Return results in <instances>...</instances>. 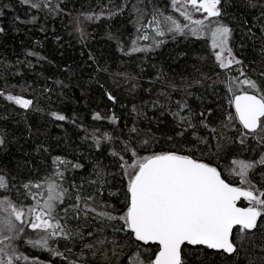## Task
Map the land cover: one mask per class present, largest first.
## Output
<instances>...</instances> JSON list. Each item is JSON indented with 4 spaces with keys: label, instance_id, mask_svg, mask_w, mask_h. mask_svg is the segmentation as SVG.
<instances>
[{
    "label": "trees",
    "instance_id": "trees-1",
    "mask_svg": "<svg viewBox=\"0 0 264 264\" xmlns=\"http://www.w3.org/2000/svg\"><path fill=\"white\" fill-rule=\"evenodd\" d=\"M220 9L216 19L231 29L229 46L240 61L225 68L207 36H194L189 28L169 31L166 17L189 24L172 0H0V176L8 185L0 198L27 211L43 203L54 181L66 190L57 206L61 223L84 236L33 246L28 241L43 233L14 221L23 229L11 240L20 255L49 264H129L137 252L153 258L157 246L135 241L118 219L84 214L85 204L116 217L126 211V143L140 156L190 155L214 165L225 179H239L231 174L233 160H249L255 163L250 179L264 189V164L258 163L263 139L242 136L238 120L226 126L229 114L235 116L233 94L252 92L233 81L247 77L264 87V0H222ZM153 17L163 36L150 24ZM8 95L32 104L24 109ZM182 104L187 107L180 112ZM178 112L196 125L183 136L177 134L186 126L177 127ZM77 196L78 219L72 207ZM233 239V254L187 246L182 258L185 264H264V217L247 233L234 229Z\"/></svg>",
    "mask_w": 264,
    "mask_h": 264
},
{
    "label": "snow or ice",
    "instance_id": "snow-or-ice-1",
    "mask_svg": "<svg viewBox=\"0 0 264 264\" xmlns=\"http://www.w3.org/2000/svg\"><path fill=\"white\" fill-rule=\"evenodd\" d=\"M23 2L29 3V0H23ZM172 2L175 6L181 3V0H172ZM221 2L222 0H183L184 5H190L194 11L206 14L202 20H192L190 13L186 10L180 11L184 19L197 27L181 26L170 16L165 18L164 23H170L169 31L183 32L184 28H189L192 35H199L201 28L205 27L204 20L222 15ZM32 6L38 7L36 4ZM151 23L157 25L156 34L163 36L164 32L159 30L161 21L153 17ZM208 30L211 32L212 47L220 49L215 53L220 67H229L233 62L239 64L240 61L235 60L234 57L225 63L222 55L227 50L231 57V49L228 48L231 29L217 25ZM132 51H141V49L133 47ZM240 75L243 76L244 73L241 71ZM233 83L246 86L247 89L252 90V93L244 91L241 94H233L230 103L235 108V116L229 114L227 117L229 124L226 126H231L233 120H238L242 129L245 130L241 133L242 136L264 134V87L258 86L255 81L247 77L233 81ZM229 91H232L231 84ZM6 98L24 109L32 104V101L18 96L8 95ZM109 99L113 98L110 96ZM186 107V104H182L180 112ZM53 115L56 119H65L62 115L55 113ZM175 115L179 117L177 127L186 125L177 133L178 135L183 136L189 129L196 127L191 122L190 115L182 116L179 112ZM94 118L100 119L99 115ZM201 124L205 128L209 127L203 120ZM211 131L215 132L216 129H211ZM193 137L199 139L201 143H207V138L198 137L195 132H193ZM240 142L243 143V140ZM147 143L149 141L145 140L144 144ZM125 151L131 153L128 160L121 156L123 161L121 168L128 177L126 211L123 215L116 217L109 212L97 211L85 204L84 214L87 216L88 212H94L102 219L109 221L118 219L124 225L123 230L131 233L135 241L157 246L153 258L145 260L142 254L137 252L130 257L129 264H185L182 253L187 246H204L207 249L233 254L237 251L233 239L234 229H238L241 234L247 233L258 227V218L264 217V191L256 189L248 179L249 172L255 167V163L242 160L232 161L234 167L231 174L239 177L241 185H249L248 188H243L227 182L216 167L190 155L169 151L140 156L127 143ZM113 155L117 153L113 152ZM258 163L264 164V157ZM7 187L5 178L0 176V190H7ZM34 187L39 188L40 185L37 184ZM64 191L66 190H60V185L54 181L49 182L43 203H38L28 208L27 211L18 208L7 196L0 198V213H4L0 215V233L5 231L12 233L17 229L14 221H19L27 223L33 231L43 233L40 239L28 241L33 246L47 248L48 241L56 238L73 240L74 236H78L83 240L82 233L77 231L74 234L67 223H61V220L65 218L57 215V206L64 201ZM241 198L248 201L247 207L237 206ZM79 200L80 197L77 196L78 203L72 206L77 210L75 217L77 219L80 210ZM65 212L67 213V210ZM26 216H30L31 219L25 220ZM119 230L121 229H117ZM22 231L23 229L20 228L19 232ZM88 235L91 236L92 233L89 232ZM14 238L11 235L4 237L7 240ZM2 242L0 240V243ZM98 243L102 244L104 241H98ZM92 247V244H84V248L91 249ZM3 251L0 248V253ZM144 251L148 252L149 249H144ZM56 254L60 255V253ZM24 259L27 260V257ZM0 264H3V261H0ZM7 264H12V260L9 259Z\"/></svg>",
    "mask_w": 264,
    "mask_h": 264
},
{
    "label": "rangeland",
    "instance_id": "rangeland-1",
    "mask_svg": "<svg viewBox=\"0 0 264 264\" xmlns=\"http://www.w3.org/2000/svg\"><path fill=\"white\" fill-rule=\"evenodd\" d=\"M174 7L176 8V10L179 9V11H185L186 10L188 13H190V15L192 17V20H202V19H204V16L206 15V14H204L202 12L194 11L190 5H184L183 4V0H181V3L176 4ZM186 23H189L188 24L189 28L197 27L196 25H193L189 20H186ZM217 25L227 26V25L221 23L218 19H216V17L209 18L208 20H204V26L205 27L201 28L199 36H203V35L207 36L209 38L210 42L212 43L211 32L208 29L215 28ZM228 48L231 49V47L229 46V43H228ZM219 51H220L219 48L215 49V53L219 52ZM222 55L225 58V63H227V61L229 59L234 57L232 49H231V57H229L227 50H225L222 53ZM178 119H179V117H178ZM259 135L261 136V139H263V141H264V134H259ZM245 162H252V161L247 160ZM248 179L251 181V183L253 185H255L253 180L250 179L249 176H248ZM238 180H240V179H238ZM238 185L240 187H243V188H248L249 187L248 184L241 185L240 181H239ZM255 187H256V189L264 191L263 188L262 189L258 188L256 185H255ZM247 205H248V201H247ZM3 214L4 213H0V215H3ZM17 229H19V226H17ZM16 230H14L12 233H8L6 231L3 232V233H0V240L3 241L2 243H0V248H2L4 250L3 253H0V261H3L4 264H7L9 259L12 260V264H49V263L41 261V260H33V262H30V261H28V259H29L28 257H27V260H25L24 259L25 256L23 257L22 255H20L17 252L16 248L13 246L11 240L14 241V239H11V240L4 239V237L9 236V235L15 237V233L18 232ZM17 257H20V259H17Z\"/></svg>",
    "mask_w": 264,
    "mask_h": 264
},
{
    "label": "flooded vegetation",
    "instance_id": "flooded-vegetation-1",
    "mask_svg": "<svg viewBox=\"0 0 264 264\" xmlns=\"http://www.w3.org/2000/svg\"><path fill=\"white\" fill-rule=\"evenodd\" d=\"M229 183L233 184L234 186H239L238 183L240 180L238 179H226ZM237 205L242 206V207H247V201L241 198L240 201L237 202Z\"/></svg>",
    "mask_w": 264,
    "mask_h": 264
},
{
    "label": "water",
    "instance_id": "water-1",
    "mask_svg": "<svg viewBox=\"0 0 264 264\" xmlns=\"http://www.w3.org/2000/svg\"><path fill=\"white\" fill-rule=\"evenodd\" d=\"M244 92V91H243ZM249 92V94H251L252 92L251 91H248ZM242 92H237V93H235V94H241ZM233 98V97H232ZM233 109H234V111H235V108H234V106H233ZM239 122V121H238ZM242 127V126H241ZM184 155V154H183ZM196 159V158H195ZM199 160V159H198ZM200 161H202V162H205V161H203V160H200ZM205 163H207V162H205ZM209 164V163H208ZM211 166H213V167H215L214 165H212V164H210ZM218 170V169H217ZM228 182V181H227ZM238 207H242V206H239V205H237Z\"/></svg>",
    "mask_w": 264,
    "mask_h": 264
}]
</instances>
